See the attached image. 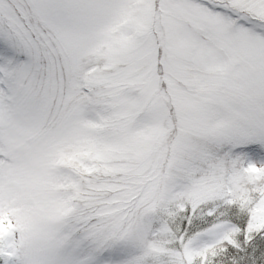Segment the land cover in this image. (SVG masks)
Segmentation results:
<instances>
[{
	"label": "snow or ice",
	"instance_id": "obj_1",
	"mask_svg": "<svg viewBox=\"0 0 264 264\" xmlns=\"http://www.w3.org/2000/svg\"><path fill=\"white\" fill-rule=\"evenodd\" d=\"M0 264H264V0H0Z\"/></svg>",
	"mask_w": 264,
	"mask_h": 264
}]
</instances>
